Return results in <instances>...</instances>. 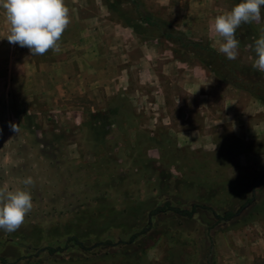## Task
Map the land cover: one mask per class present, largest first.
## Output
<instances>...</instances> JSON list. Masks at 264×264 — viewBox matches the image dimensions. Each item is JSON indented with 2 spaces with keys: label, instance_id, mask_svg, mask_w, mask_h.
I'll use <instances>...</instances> for the list:
<instances>
[{
  "label": "rangeland",
  "instance_id": "rangeland-1",
  "mask_svg": "<svg viewBox=\"0 0 264 264\" xmlns=\"http://www.w3.org/2000/svg\"><path fill=\"white\" fill-rule=\"evenodd\" d=\"M3 2L0 188L35 183L25 223L0 230V264H264V104L251 93L264 96V8L229 60L214 18L241 0H101L116 74L100 87L74 66L49 73L51 49L23 57ZM167 204L196 214L152 216Z\"/></svg>",
  "mask_w": 264,
  "mask_h": 264
},
{
  "label": "clouds",
  "instance_id": "clouds-1",
  "mask_svg": "<svg viewBox=\"0 0 264 264\" xmlns=\"http://www.w3.org/2000/svg\"><path fill=\"white\" fill-rule=\"evenodd\" d=\"M2 7L10 24L6 36L10 44L27 47L32 56L44 55L50 49L60 51L58 43L70 24V9L65 0H4ZM264 0H241L230 11L214 18V31L219 37L218 52L229 60L237 59L240 41L235 37L242 24L258 22L262 16ZM255 59L252 67L264 73V29L254 41ZM19 133V125L10 124ZM2 134V129H0ZM31 176L24 179L22 190L0 188V230L14 232L24 223L33 209L30 188L34 186Z\"/></svg>",
  "mask_w": 264,
  "mask_h": 264
},
{
  "label": "crops",
  "instance_id": "crops-1",
  "mask_svg": "<svg viewBox=\"0 0 264 264\" xmlns=\"http://www.w3.org/2000/svg\"><path fill=\"white\" fill-rule=\"evenodd\" d=\"M79 1V4L75 6L74 4H66L70 9L71 22L58 42L60 51L54 52V58L57 61L50 63L49 73L63 76L61 77L63 80L68 77L65 73L63 75L62 71H67L71 66H74L78 79L82 78L88 84L92 83L95 84L94 86L99 85L101 87L104 86L105 81L115 79L116 27L105 24L103 8L100 5L101 0ZM74 7L77 14L74 13ZM79 34L84 36V40H77L78 38L74 37ZM24 48L23 57L26 55L31 57L32 54L29 49L26 51V47ZM60 58H64V60ZM83 60L90 66L87 73L82 67ZM59 76L58 78H60Z\"/></svg>",
  "mask_w": 264,
  "mask_h": 264
},
{
  "label": "trees",
  "instance_id": "trees-1",
  "mask_svg": "<svg viewBox=\"0 0 264 264\" xmlns=\"http://www.w3.org/2000/svg\"><path fill=\"white\" fill-rule=\"evenodd\" d=\"M249 29H250V27H249ZM251 93H252V95H254V97L257 100H259L260 102H262L264 104V96L262 94H257L253 90H251ZM167 210L168 211H172V212L176 213L177 215H179L181 217H185V218H189V219H192L195 216V214H196L195 210H192V211L186 210V211H184V210H181V209H178V208H172L169 204H167L166 208H162V209H160V210H158L156 212H153L152 216H155L158 213H161V212H164V211H167ZM233 218H234V214L233 213H228L223 218L218 216V219L221 220V221L222 220H232ZM135 240H136V236H133L131 238V242H134ZM72 241L75 242L77 246L83 248V246L80 244V242H78L77 239H73ZM108 245H113V244L111 242H109ZM47 251L49 252L50 255H54L57 252L62 251V250L61 249L49 248Z\"/></svg>",
  "mask_w": 264,
  "mask_h": 264
}]
</instances>
